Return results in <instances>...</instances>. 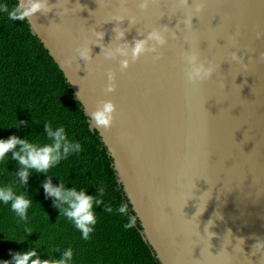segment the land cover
Returning <instances> with one entry per match:
<instances>
[{
  "label": "water",
  "instance_id": "1",
  "mask_svg": "<svg viewBox=\"0 0 264 264\" xmlns=\"http://www.w3.org/2000/svg\"><path fill=\"white\" fill-rule=\"evenodd\" d=\"M42 2L30 31L160 264H264V0ZM105 102L108 129L91 118Z\"/></svg>",
  "mask_w": 264,
  "mask_h": 264
},
{
  "label": "trees",
  "instance_id": "2",
  "mask_svg": "<svg viewBox=\"0 0 264 264\" xmlns=\"http://www.w3.org/2000/svg\"><path fill=\"white\" fill-rule=\"evenodd\" d=\"M9 8L17 0H0ZM56 132L64 127L67 141L80 143L81 151H70L67 157L47 173L29 170L27 184L17 173L22 166L11 159L13 151L0 160V188L11 187L19 195L26 193L32 201L26 210L27 219L12 211L11 202L0 201V264L13 262L16 253L36 250L43 260H60L72 250L66 264H160L153 249L141 235L139 219L117 180L112 158L108 155L97 131L90 128L89 118L62 70L27 20L10 21L0 12V140L12 136L26 139L38 147L54 144L45 124ZM54 188L93 197L90 211L96 223L84 239L74 221L63 215L68 205L49 195L44 184ZM99 200L97 204L96 201ZM127 205V214L119 208ZM111 207V212L105 211ZM135 221L132 228L124 225Z\"/></svg>",
  "mask_w": 264,
  "mask_h": 264
},
{
  "label": "clouds",
  "instance_id": "3",
  "mask_svg": "<svg viewBox=\"0 0 264 264\" xmlns=\"http://www.w3.org/2000/svg\"><path fill=\"white\" fill-rule=\"evenodd\" d=\"M45 7L42 0H28L27 4L24 0H20L18 4L13 5L11 8L7 4H0V12L7 14V19L10 21L20 20L25 21L38 11H41ZM157 36L156 33H153ZM158 38V36H157ZM143 42L138 41L134 49V55L140 53L143 50ZM87 50L81 53L82 56H87ZM112 90L111 87L108 89ZM115 111V105L112 102H105L101 110L95 111L91 114V118L98 128L108 129L112 126ZM48 131L49 138H54V144H45L43 147H38L33 143H29L26 139H20L16 136H12L7 140H0V160H4L5 155L10 150L15 149L16 145H20L19 151H13L11 159L16 160L18 165L22 166L17 173L21 178L23 184H27V178L29 170L34 169L36 172L47 173L48 170L57 165L63 157H67L70 151H81L80 143L75 145L69 143L65 137L64 127L59 128L56 132L51 131V126L45 124ZM45 191L52 196H55L58 200L68 205V208L64 210L63 215L74 221L75 226L82 231L83 238L88 239L89 233L93 231V227L96 223V217L90 211L93 204V197L85 194V191L76 192L75 189L64 190L63 185L54 188L49 180L44 184ZM0 201L5 204L11 202V209L18 214L21 219L26 220V210L31 205L32 201L26 198V193L21 192L19 195L15 194L11 187L7 189L0 188ZM99 203V200L96 201ZM105 211L111 212V207ZM120 213L127 214V205L122 204L119 208ZM135 225V221L131 219L130 222L125 224V228H132ZM35 249L24 253H16L13 256L12 264H28V261L36 256ZM72 250L69 249L60 260H41L38 256L36 259L31 260V264H66L67 260L71 259ZM3 264H10L9 261H3Z\"/></svg>",
  "mask_w": 264,
  "mask_h": 264
}]
</instances>
